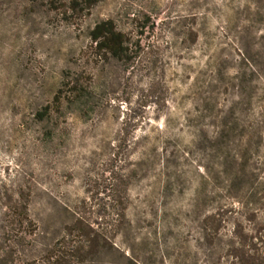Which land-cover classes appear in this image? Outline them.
I'll return each instance as SVG.
<instances>
[{"label":"rangeland","instance_id":"374dc122","mask_svg":"<svg viewBox=\"0 0 264 264\" xmlns=\"http://www.w3.org/2000/svg\"><path fill=\"white\" fill-rule=\"evenodd\" d=\"M104 20L124 58L96 51ZM76 76L85 96L59 102ZM262 225L264 0H0V255L217 264Z\"/></svg>","mask_w":264,"mask_h":264},{"label":"trees","instance_id":"16d2710c","mask_svg":"<svg viewBox=\"0 0 264 264\" xmlns=\"http://www.w3.org/2000/svg\"><path fill=\"white\" fill-rule=\"evenodd\" d=\"M78 1L84 4L86 8H90L99 0ZM91 39L95 43L96 51L99 54L102 53V55L124 58L130 50V41L126 39L125 34L120 29L116 28L111 20L96 23L91 31ZM84 90L80 77H72L65 83V91L57 97V100L67 103L80 102L85 96ZM28 217L27 213L25 220H28ZM214 221L204 227L206 234L203 236V239L207 238V242L212 245L215 244L216 240L221 241L222 237L218 229V223L215 224ZM21 224H23V221ZM72 233L73 231H69L68 234ZM76 234L82 238L87 237L88 240H91L90 242H99V234L94 233L92 236V232L86 231L82 224L76 227ZM8 240L9 242L13 241ZM66 244V241H64L57 250H47L40 261L53 260V264H67L72 260L76 262L84 260L86 255L85 245H74L70 251H67ZM7 246L2 248L3 254L0 255V264H35V259L24 260L14 257L19 250L12 248L11 244ZM223 260H226L228 264H264V225L256 229L235 226L228 236L225 255L217 257V264H224Z\"/></svg>","mask_w":264,"mask_h":264}]
</instances>
